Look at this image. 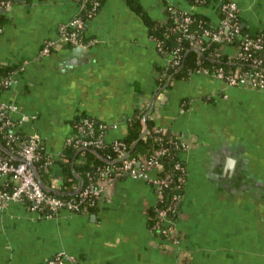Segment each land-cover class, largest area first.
Returning <instances> with one entry per match:
<instances>
[{
	"label": "crops",
	"instance_id": "0c3cea01",
	"mask_svg": "<svg viewBox=\"0 0 264 264\" xmlns=\"http://www.w3.org/2000/svg\"><path fill=\"white\" fill-rule=\"evenodd\" d=\"M138 1L155 21L166 18V3L214 26L220 19L219 0ZM233 1L242 26L264 32V0ZM78 10L75 0H12L0 14V67H21L0 101L19 107L12 113L17 129L42 140L54 159L43 182L56 189L75 119L117 123L105 137L122 138L135 110L156 97L157 68L168 59L127 0H105L85 26V39L95 42L80 54L63 46L39 56ZM222 52L230 58L234 49L225 45ZM154 110L157 125L195 142L179 155L187 169L175 224L180 246L165 248L168 240L148 227L147 211L157 202L152 185L122 178L86 214L40 218L20 202L0 208V264H44L62 251L76 264H264V92L195 72L174 80ZM24 114L30 119L22 122ZM228 158L234 161L227 164Z\"/></svg>",
	"mask_w": 264,
	"mask_h": 264
},
{
	"label": "built area",
	"instance_id": "2783aa9c",
	"mask_svg": "<svg viewBox=\"0 0 264 264\" xmlns=\"http://www.w3.org/2000/svg\"><path fill=\"white\" fill-rule=\"evenodd\" d=\"M86 1L84 0L79 5L78 13L72 19L59 25L58 38L45 41L39 56H49L65 45L79 46L86 50L90 45L94 44V38L86 40L84 36L87 21L84 18L85 14L82 12L85 10ZM91 1L93 3L92 9L87 12L90 18L95 16L99 4L97 0ZM196 1L203 4L206 0ZM11 3L12 0H0V14ZM219 11L222 16H220L215 30L205 27L201 22L197 28L192 29L191 27L196 21V17L193 15L195 13L192 11L183 10L182 13L177 12L174 14L175 25L173 28L182 33L180 39L184 37L189 39L193 46L199 50L203 49V38L223 43L220 52H222L225 45H231L234 52L230 58L240 63L235 69L226 70L223 67H218L210 70L204 68L198 70L197 73L215 77L228 87H244L264 92V36L253 37L241 32L239 6L235 1L219 0ZM233 41L235 43H231ZM157 44L160 45L159 42ZM181 50L184 49L179 47L176 52L170 53L166 65H179L183 52ZM245 64L247 65L246 67L242 66ZM159 75L157 74L158 77ZM14 77V73L11 74L1 82V85L9 88L15 81ZM157 99L158 96L151 103L154 108L157 104ZM185 104L186 102L182 104L183 110L187 108ZM148 105L149 102L142 106ZM18 111L19 107L16 104L0 101V119L6 118L0 126V135L7 138L11 144L20 139L15 133L19 121L14 120L12 117V113ZM151 117L154 118L155 114L152 113ZM29 119L30 117L24 114L21 116L20 121L23 122ZM130 120L132 118L128 121ZM117 126V123L107 124L100 122L97 124L94 118L89 117H83L76 123L75 132L66 140L67 146L110 149V151L117 154L120 163L98 170L96 177L89 175L87 184L82 186L77 194L69 198H64L45 190L36 178L35 172L30 165L31 163L35 164L43 161V165L46 168H50L54 163V159L45 155L43 142L37 134H30L20 142V147L15 152V155L20 157L21 160L15 162L12 157L0 154V208H6L11 202H20L25 204L30 212L37 214L40 218L56 217L62 211L86 214L92 208L98 206L99 202L104 198L107 187L115 180L122 178L141 179L152 185L157 196L155 222L149 229L152 233L157 231L164 236V239L168 240L165 248L171 249L180 246L183 236L176 228V220L170 216L179 200L178 196L174 194L171 202L165 207L157 206L163 200L166 189L173 187L171 173H162L164 166L161 158L172 149L175 150L177 155L188 151L195 143L193 138L184 133L173 132L170 129L156 125L153 131L156 139L161 143L160 147L149 155L130 156L128 146L123 140L113 139L108 141L105 137L106 132L110 128H117ZM5 128H8V130H5ZM107 157L111 158V154H108ZM175 168L180 170L183 176L187 173V169L181 161L175 163ZM180 179L185 180L183 177ZM67 262L76 264L77 259L62 251L47 259L44 264H67Z\"/></svg>",
	"mask_w": 264,
	"mask_h": 264
},
{
	"label": "trees",
	"instance_id": "16d2710c",
	"mask_svg": "<svg viewBox=\"0 0 264 264\" xmlns=\"http://www.w3.org/2000/svg\"><path fill=\"white\" fill-rule=\"evenodd\" d=\"M78 5L84 2V0H75ZM99 2L97 7V12L103 6L105 0H97ZM195 4H202L198 3L196 0H192ZM128 4L132 9L136 11V13L143 19L145 24L148 27L149 35L155 39L158 44L159 51L162 52L165 56L172 52H176V49L181 47L184 50L182 52V59L181 63L177 66H172V64H168L165 66H161L157 68V72L159 77L157 76V90L155 95L159 96L165 90L169 89L174 80L178 79H187L191 73H195L200 69H210L213 70L218 67H223L226 70L235 69L240 63L235 62L234 59L229 58L223 52H220V49L223 43L213 42L208 38H203V49L199 50L196 49L192 42L187 38H181L182 33L178 30H174V14L175 13H182L183 10L172 6L168 3L165 4V15L166 18L164 21H155L150 18L147 12L144 11L143 7L140 5L138 0H127ZM208 0L203 2V4H207ZM93 3L91 0L86 1V7L84 12L85 20L88 22L93 17H89L87 15L88 11H91ZM172 6V8H171ZM219 9V8H218ZM96 12V13H97ZM220 16H222L221 12L219 11ZM196 17L195 23L192 25V29L198 27L200 22L205 26L209 27L212 30H215L217 26H214L210 23V21L204 16L199 13L193 14ZM240 20V17H239ZM241 32L243 34H249L250 36L256 37L258 35H263V31L251 32L245 26H242L241 20ZM86 26V25H85ZM85 30V29H84ZM235 43V41L231 42ZM233 45V44H232ZM70 46V45H65ZM264 54V52H263ZM246 67L247 65H242ZM21 70L19 65H2L0 67V93L6 89L1 85V82L4 79H7L11 74L18 72ZM161 76V77H160ZM154 95V96H155ZM152 101L149 103L148 106L140 107L135 110V116L132 120L128 121L126 125V134L120 138L123 140L128 146V153L130 156H139V155H149L156 149H158L161 145L158 139H156V135L153 131L154 126H156L155 118L151 117V114L154 113V107L152 106ZM209 101V100H208ZM185 106L188 107V103L186 100ZM83 117V116H82ZM82 117H77L74 121V125L82 119ZM86 117V116H85ZM92 118V117H89ZM6 118L0 119V126L3 124ZM97 124L100 122L97 120ZM76 128V127H75ZM8 130V128H5ZM15 133L19 136V140L11 144L8 142V139L0 135V142L13 154L17 151L20 147V142L26 138L24 133L19 129L15 130ZM142 136V137H141ZM134 148L132 146L135 144ZM79 148L73 146H66L64 149V154H62V169L64 172L63 183L59 190L64 192L65 194H57L64 198L73 197L75 194H72L79 185L78 176L82 178L83 185L85 186L89 180V175H93L96 177V173L98 170L103 169L109 165H118L120 160L116 153L110 151V149H102V148H87L77 153ZM96 150V151H94ZM0 154L5 155L7 157H11L9 154L4 152L0 148ZM108 154H111V158H108ZM163 162V170L162 173L170 172L172 175L173 180V187L166 189L165 195L163 200H161L157 206L158 207H165L167 206L172 198L173 195L176 194L178 196V202L174 207V211L171 213V217L177 220L180 214V200L183 196L184 187H185V180L187 173L183 176V173L175 168V163L177 161H181L184 165L185 163L181 160L180 156L175 153V150L172 149L166 155L162 156ZM12 160L17 162L12 157ZM74 160V161H73ZM73 162V164H72ZM38 170L40 179L42 181H47L46 177L49 174V168H46L43 165V161L36 162L34 164ZM185 178L183 181L180 178ZM45 184V183H44ZM47 185V184H46ZM48 186V185H47ZM51 192V191H50ZM94 208L91 209V211ZM155 206H152L147 211L148 217V227L151 229L152 225L154 224L155 220ZM154 234L160 238H164V236L157 231H154Z\"/></svg>",
	"mask_w": 264,
	"mask_h": 264
},
{
	"label": "water",
	"instance_id": "95a60500",
	"mask_svg": "<svg viewBox=\"0 0 264 264\" xmlns=\"http://www.w3.org/2000/svg\"><path fill=\"white\" fill-rule=\"evenodd\" d=\"M83 51V48L82 47H75V49H74V53L75 54H80L81 52ZM156 97H157V95H156ZM142 137V136H141ZM136 145V142H135V144L132 146V148H134V146ZM0 148L4 151V152H6L7 154H9L11 157H13L15 160H21V158L20 157H18V156H16L15 154H13V153H11L1 142H0ZM85 149H87V148H85V147H80L78 150H77V153L78 152H80V151H82V150H85ZM94 151H96V150H94ZM234 161L232 158H228V160H227V164L228 163H230V161ZM74 161V160H73ZM72 164H73V162H72ZM31 165V167L33 168V170H34V172H35V175H36V178L39 180V182H40V184H41V186L45 189V190H47V191H51V192H53V193H55V194H61V195H63V194H65L64 192H62L61 190H59V189H56V188H51V187H49V186H47L46 184H44V182L40 179V176H39V173H38V170H37V168H36V166L33 164V163H31L30 164ZM231 168V167H230ZM78 179H79V185H78V188L74 191V192H72V194H75V193H78L80 190H81V188H82V185H83V180H82V178L81 177H79L78 176Z\"/></svg>",
	"mask_w": 264,
	"mask_h": 264
}]
</instances>
